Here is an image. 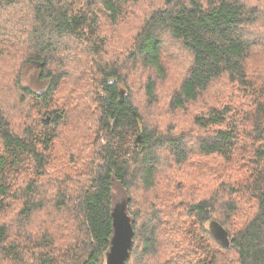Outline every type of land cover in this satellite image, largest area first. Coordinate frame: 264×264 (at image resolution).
Returning <instances> with one entry per match:
<instances>
[{
    "label": "trees",
    "instance_id": "obj_1",
    "mask_svg": "<svg viewBox=\"0 0 264 264\" xmlns=\"http://www.w3.org/2000/svg\"><path fill=\"white\" fill-rule=\"evenodd\" d=\"M161 1L130 49L153 72L138 100L122 64L103 60V20L117 24L129 0H0V264H104L113 172L135 216L125 264H264V0ZM174 47L188 63L169 109L207 99L188 129L164 130L143 109L159 103ZM31 65L47 84L24 83ZM7 83L20 90L22 126L8 119L18 98ZM63 137L75 146L57 155ZM194 153L225 160L213 198L191 192L212 185L188 170ZM210 220L226 229L228 246Z\"/></svg>",
    "mask_w": 264,
    "mask_h": 264
},
{
    "label": "rangeland",
    "instance_id": "obj_2",
    "mask_svg": "<svg viewBox=\"0 0 264 264\" xmlns=\"http://www.w3.org/2000/svg\"><path fill=\"white\" fill-rule=\"evenodd\" d=\"M161 4V0H129L128 5L125 8V13L119 19L117 24L111 23L108 19L103 20L102 32L104 33V35H106L105 37L107 38V42L105 43V50L103 53V60L107 61V63L118 62L122 64L121 66L123 72L127 74L128 81L132 83L134 92L138 100H142L143 95L142 90H140L139 88L140 82L152 71L144 69V67L139 62L134 61L131 58L130 49L133 45V38L138 27L142 25L145 17L148 16L156 6H159ZM80 53L81 55H85L83 51H81ZM259 57V59L264 60V48L263 52L259 54ZM165 63L168 67L169 76L166 81H159V103L152 107L148 113L146 109L143 110L145 114H147L150 121L154 122V120H156L164 130L167 128H171L172 126L177 127L176 130H179L183 127H185L184 129H188L191 110L202 109L204 107L203 104L206 103L205 100L207 98L199 100V102H197L195 106L189 105V107L184 111L172 112L169 109L168 97L173 88L178 84L180 78L185 74L188 63L186 52L181 49L179 51L176 47L172 48V53H170V56L166 58ZM82 69L83 66H77L76 68H74V77L72 78L76 79L79 74H82ZM39 78L40 73L38 65L28 66L24 70L23 79L26 85H29L35 89L42 84H47L46 81L42 82L39 80ZM3 88L10 94L16 95L18 98L16 105L6 107L7 111L10 112V117H8V119L12 125L22 126L23 117L26 113L21 112L23 103H21L19 100L21 96L20 90L18 88L12 90V85L10 83L4 84ZM2 100L14 101L15 98H13V96L6 95ZM33 117L35 119L38 118V114H33ZM152 118L154 120H152ZM37 125H39V123H37ZM73 142L74 141L72 137H69L68 139L63 137L57 140V145L54 149V152L57 155L63 154L68 146H75V143ZM70 152L74 154V150L71 148L67 153V156L63 157V160H61V162L67 163V161L71 159V155H69ZM57 161H59L58 156L55 158L54 163H57ZM223 161L225 160L221 157H207L202 156L201 154L194 153V156L191 158V162L187 167L188 170L194 171V173H196L193 176L194 179L199 176L201 181H203V179L207 177L205 179V182H208V184L211 183L212 185L208 188V186H204L203 184L201 185V182H195L197 185L201 186L195 190H191V192L198 193V197H200L201 195H206L207 197L213 198L217 190V188L215 187V183H217L218 181L220 169H223L221 168L224 163ZM53 172H56V170L53 171L52 168H49L48 173ZM205 172H211L212 178L209 179V177L206 176ZM226 178L228 179L227 175ZM180 185H182V181L178 179V186ZM171 186L167 188L169 189ZM246 211L247 204L244 203L241 205L240 213L236 215V221L241 220V218L237 219L239 216H243L244 218L246 216ZM219 212L221 213V216H223V213L226 211L224 209H221ZM213 217L217 218L219 216ZM60 222H62V224L65 223L63 219H60ZM207 224L208 222L206 223V225ZM227 227L233 233L235 232L234 225L228 222ZM66 236H69V233H67Z\"/></svg>",
    "mask_w": 264,
    "mask_h": 264
},
{
    "label": "water",
    "instance_id": "obj_3",
    "mask_svg": "<svg viewBox=\"0 0 264 264\" xmlns=\"http://www.w3.org/2000/svg\"><path fill=\"white\" fill-rule=\"evenodd\" d=\"M111 184L112 228L104 254V264H125L133 248L135 216L129 208L131 200L129 191L123 181L117 177L116 172L112 173ZM208 228L224 246L229 245L228 232L219 222L210 220Z\"/></svg>",
    "mask_w": 264,
    "mask_h": 264
}]
</instances>
